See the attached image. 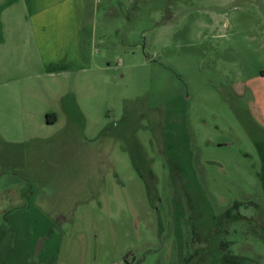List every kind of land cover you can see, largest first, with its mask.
<instances>
[{
  "label": "rangeland",
  "instance_id": "obj_1",
  "mask_svg": "<svg viewBox=\"0 0 264 264\" xmlns=\"http://www.w3.org/2000/svg\"><path fill=\"white\" fill-rule=\"evenodd\" d=\"M89 18L62 89L0 87V264H264V0Z\"/></svg>",
  "mask_w": 264,
  "mask_h": 264
},
{
  "label": "crops",
  "instance_id": "obj_2",
  "mask_svg": "<svg viewBox=\"0 0 264 264\" xmlns=\"http://www.w3.org/2000/svg\"><path fill=\"white\" fill-rule=\"evenodd\" d=\"M94 9L95 0H0V87L21 77L35 85L43 74L62 89L56 78L80 60L79 39Z\"/></svg>",
  "mask_w": 264,
  "mask_h": 264
},
{
  "label": "flooded vegetation",
  "instance_id": "obj_3",
  "mask_svg": "<svg viewBox=\"0 0 264 264\" xmlns=\"http://www.w3.org/2000/svg\"><path fill=\"white\" fill-rule=\"evenodd\" d=\"M233 210H235V208H234V209H229L228 212H226L225 214H227V213H229L230 211H233ZM234 212H235V211H234ZM234 214H235V215H240V213L238 214L237 211H236V213H234Z\"/></svg>",
  "mask_w": 264,
  "mask_h": 264
}]
</instances>
